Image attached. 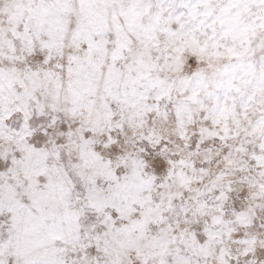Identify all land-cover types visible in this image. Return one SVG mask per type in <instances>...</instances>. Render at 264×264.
<instances>
[{
  "label": "snow or ice",
  "instance_id": "snow-or-ice-1",
  "mask_svg": "<svg viewBox=\"0 0 264 264\" xmlns=\"http://www.w3.org/2000/svg\"><path fill=\"white\" fill-rule=\"evenodd\" d=\"M0 264H264V0H0Z\"/></svg>",
  "mask_w": 264,
  "mask_h": 264
}]
</instances>
